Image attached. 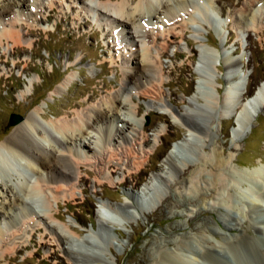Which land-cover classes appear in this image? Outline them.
<instances>
[{
	"label": "rangeland",
	"instance_id": "374dc122",
	"mask_svg": "<svg viewBox=\"0 0 264 264\" xmlns=\"http://www.w3.org/2000/svg\"><path fill=\"white\" fill-rule=\"evenodd\" d=\"M32 1L34 2H0V11H6L4 21L0 15V31L11 28L6 19L12 18V13L16 12L19 20L16 21L15 29L25 41L14 45L12 41L3 40L0 44V141L8 137L16 125L10 123L12 114L24 119L29 113L40 109L46 113L47 120H56L64 118L63 111L69 108L73 113L68 119L75 120L74 111H83L88 104L97 105L102 98L118 93L125 59L129 56L131 59L140 52L138 38L134 37L137 41L129 45L117 38L119 29L111 26L109 20L90 12L87 5L97 3L94 0ZM211 7L212 13L207 14V20L191 22L188 19L193 10L186 7L174 11V18L165 22L162 27L159 19L150 20L145 25L148 36L160 37L154 42L149 38L144 41L152 49V56L158 60L159 52L165 50L159 63L162 77L164 75L161 77V80L164 79L162 91L168 109L181 112L192 99H197V105L207 109L204 105L207 91L202 77L203 74L207 77L204 73L206 68L210 85L208 93L214 104L217 98V103L222 104L223 94L234 85L227 84L232 72L223 66L228 57L239 63L243 59L242 73L249 76L245 88L237 89L235 93L238 102L244 101L259 82L264 81V0H213ZM246 17L249 25L243 23ZM215 21L218 25L214 26L213 23L217 24ZM130 27L128 26V30L131 32L133 30ZM165 36L170 39L167 44L163 40ZM203 50H206L205 54H220L223 61L218 59L220 64L215 68L214 58L207 63ZM236 70L239 73L240 66ZM65 78H72L68 85L64 82ZM155 82L149 81L144 87L148 88ZM61 84L63 91L55 93L56 87ZM198 86H202L201 89ZM90 95L93 96L89 101L87 98ZM155 97L156 94L152 91L145 97L133 93L132 104L139 105L141 110L136 117L140 123L133 128L137 133L132 132L137 145L126 146L131 148L130 156L123 145L117 146L113 142L107 146V151L96 154L92 148L99 151L98 148L85 140L88 150L84 155L90 160L80 170L79 176L83 181L76 188L75 197H61L57 201L49 190L42 187V197L50 199L51 209L57 208L62 214V221L48 220L46 223L57 227L70 224L80 238H93L92 245L98 247L94 250L98 257L90 264H152L157 253L173 250L175 244L186 236L206 235L211 243L218 245L211 236V230L215 228H221L220 232L224 235H241L242 239L254 244L258 236L255 228L264 225V209L261 208L262 211L259 212L255 208V200H252V207L239 206L234 214L233 211L229 213L238 218L240 223L235 229L223 231L224 227L219 219L222 210L207 205L206 202H210L208 195L201 199L202 191L186 194L183 184L178 182L183 177L187 178L192 170L184 165L180 166V178L174 175L170 179L171 186L167 193H162L168 201H162L152 209L148 208L149 213L146 214H141L140 210L135 211L133 216L125 217L128 222L123 220V223H107L106 231L94 234L97 230L101 231L98 222L102 216L101 211L106 209L103 204L118 206L127 202L130 199L128 196L139 191L153 174L166 172L164 158L173 145L180 147L176 155L190 163L197 160L199 154H208L214 150L222 157L229 154L236 157V167L242 171L264 169V108L249 122V130L242 134L236 117L226 119L211 111V138L199 141L197 146L193 145L195 150H192L184 144V140L189 137V130L175 116H170L159 108ZM72 102L78 105L72 107ZM237 131L240 133L239 137H236ZM141 138H146V143L138 146V142L143 141ZM70 145L73 147L72 141ZM151 149L154 150L149 153ZM109 154L115 156H111L112 163L105 165ZM137 162L142 163L139 169L136 168ZM31 175L30 184L39 186L33 174ZM262 184L264 183L260 180L258 185ZM259 188L255 187V191L259 192ZM261 188L264 193V187ZM37 200V205H33L34 210L42 214L44 208L40 198ZM199 201L205 205L199 204ZM261 204L264 205V202ZM21 216L15 218L14 226H4L1 240V247L8 253H11L13 245L26 244L27 247L16 255V262L71 264L63 254L61 245L53 241L47 224H41L39 232L33 234L31 229L37 224L24 225ZM0 221L2 224L5 222L2 218ZM27 221L24 219V222ZM256 221H261L260 225ZM13 232L15 237L11 236ZM261 237L263 245L260 248L263 249L264 236ZM36 250L38 253L34 255ZM53 251L56 254L49 256ZM224 254L227 260H231L229 254ZM0 264L5 262L0 260Z\"/></svg>",
	"mask_w": 264,
	"mask_h": 264
},
{
	"label": "bare ground",
	"instance_id": "6f19581e",
	"mask_svg": "<svg viewBox=\"0 0 264 264\" xmlns=\"http://www.w3.org/2000/svg\"><path fill=\"white\" fill-rule=\"evenodd\" d=\"M94 1L97 3L87 5L90 12L109 20L111 26L114 25L115 29H119L117 38H121L129 45L137 41L134 37L138 38L140 52L131 59H129L130 56L125 59L118 93L106 95V99L102 98L97 105L88 104L83 111H74L76 113L75 120L68 119L73 113L69 108L63 111L64 118L56 120H47L46 113L37 109L17 123L12 128L10 135L0 141V218L5 221L3 224L0 221V260L4 261L5 264H23L16 262L15 258L23 248L27 247L26 244L13 245L11 253L6 252L3 246L1 247L3 245L1 240L4 226H14L15 218L20 215H22L23 220L21 221L24 225L28 223L31 225L37 224L36 227L31 229L33 234L39 232L41 224H47V230L52 235L53 241L61 245L63 254L69 258L71 264H90L97 260L98 254L94 250L98 247L92 245L93 238L89 236L86 239L80 238L79 233L77 234V231L70 224L57 227L46 223L48 220L62 221V214L57 208L51 209L50 199L42 197L43 188L49 190L57 201L61 197L67 199L75 197V190L79 183L83 181L79 176L80 170L90 160L87 155H84V152L88 150L84 143L85 140L98 148L99 151L92 148V151L96 154L100 151H107V146H110L112 142L116 143L117 146L123 145L129 156L132 154L131 148L126 146L132 145L134 147L137 145L132 132L137 131L133 128L136 127L137 123H140L136 117L141 110L139 105L132 104L134 92L143 97L147 96L150 91L153 94L155 93L154 100H156L157 106L164 109L170 116H175L189 130V137L184 140V144L186 148L191 147L192 150L199 141H205L206 138L210 137V127L212 125H210L209 118H211V111L212 113L213 111L216 112L215 115L223 116L226 119L236 117L242 134L249 130V122L264 108V81L259 82L254 94L244 101L238 102L235 99L237 83L241 80V75L236 70L240 63L232 57L224 60L223 66L226 70L232 72L230 80L227 79V84L234 85H231V87L228 85L230 88L223 94L222 104L217 103L218 98L216 104H214L215 102L212 101V97L208 93L210 89L208 68L204 71L207 77L204 74L202 77L205 81L204 89L207 91V95L204 97V105L209 110L198 106L197 99L188 102L181 109V112L168 109L169 107L164 101L162 91L164 79L161 80L162 69L160 68L159 59L165 55V50L159 52L158 60L152 56V49L145 45L144 41L149 38L154 42L160 37L148 36L145 25L150 20L155 19L156 21L159 19L160 27H162L165 22L174 18V11L183 10L186 7L193 10L189 13L188 20L191 22L193 20H207L208 15L212 13L213 0ZM30 2L34 1L30 0ZM5 13L6 11H0L3 21ZM6 20L9 21L11 28L0 31V44L3 40L12 41L14 45L25 42L19 31L15 29L16 21L19 20L18 13L13 12L12 18ZM248 20L247 17L244 18L243 23L247 25ZM213 25H218V23H213ZM128 26H131L130 29L133 31L130 32ZM125 28L127 31H125ZM161 31H163L162 28ZM163 40L166 44L168 40L170 41L166 36ZM204 52L206 50H203V55ZM205 56H207V63L214 58L213 66L215 68L220 64L218 59L222 60L220 54L218 56L216 53H212V55L206 53ZM201 58L204 60L203 56ZM71 80L72 78L70 80L65 78L64 82L68 85ZM149 81L156 82L145 88L144 85H147ZM201 87L198 86L199 89ZM62 88L63 84L57 86L55 93H61ZM92 96L90 95L87 100L90 101ZM71 105L75 107L78 104L72 102ZM235 109L239 112L236 113ZM240 133L237 131L235 133L236 137H239ZM142 139L143 141L138 142V146L146 143L147 139ZM69 140L73 142V147L68 142ZM179 148L178 145H173L166 154L164 158V163L167 166L166 172L153 174L149 181L143 187L141 186L139 191L128 196L130 199L128 198L127 202L118 206L109 203L103 204L106 208L104 210L105 215L104 213H102V216L98 214L100 216L98 228L101 231L97 230L94 234L98 235L103 233L102 230L106 231L107 223H123V220L128 222L126 216H133L139 210L142 212L141 214L149 213L148 208L152 209L162 201H168V198H165L162 193H167L166 191L171 186L170 179L174 175L178 177L180 166L184 165L188 166L187 169L192 168V170H190V175L187 178L183 177L178 182L183 184L186 194L202 191L201 199L208 195L210 202H206L207 205L222 210L219 219L224 227L223 231L235 229L239 225L238 218L229 214L232 211L234 214V210H239V206L248 208L251 205L250 202L255 200V208L259 212L262 211L261 208L264 209V205L261 204V202H264V193L261 192V187H264V184L262 186L258 185L260 180L264 183V169L255 168L252 171H242L236 167L238 165L235 162L236 157L233 158L231 154L222 157L214 150L208 154H199L197 160L190 163L176 155ZM152 150L154 149H151L149 153H152ZM185 150L187 151V149ZM111 156H115V154L107 156V161L104 162L105 165L112 163ZM232 159L234 162H232ZM141 164V162H137L136 168L139 169ZM113 171L114 169L111 172ZM31 174L35 177L39 186L30 184L29 177L32 176ZM100 183L104 182L100 181ZM243 185L245 188H242ZM258 186L260 187L259 192L255 191V187ZM37 198H40V203L44 208L42 214L35 211L32 205L33 202L38 201ZM199 204L203 205L204 203L199 201ZM24 219L28 221L24 222ZM260 222L256 221L258 225H260ZM260 226L255 228L258 236H256L257 242L254 244L249 240L242 239L241 235L238 234L235 236L224 235L220 232L221 228L211 230V236L218 245L211 243L206 235L186 236L175 244L173 250H163L157 255L155 254L152 264H264V248H260L263 245L261 236H264V225ZM11 236L15 237V233H11ZM30 241L34 242L33 238H30ZM222 252L226 255L229 254L232 261L227 260ZM37 253L36 250L34 255ZM55 254V251H53L49 256ZM227 258L229 259L228 256Z\"/></svg>",
	"mask_w": 264,
	"mask_h": 264
},
{
	"label": "water",
	"instance_id": "95a60500",
	"mask_svg": "<svg viewBox=\"0 0 264 264\" xmlns=\"http://www.w3.org/2000/svg\"><path fill=\"white\" fill-rule=\"evenodd\" d=\"M22 120V117L20 115L17 114H12L10 116V123L11 124H17L18 122H20Z\"/></svg>",
	"mask_w": 264,
	"mask_h": 264
}]
</instances>
